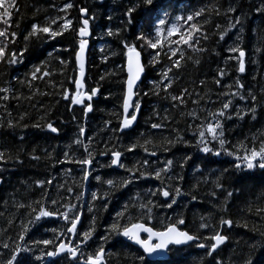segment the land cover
Instances as JSON below:
<instances>
[{
  "label": "trees",
  "instance_id": "1",
  "mask_svg": "<svg viewBox=\"0 0 264 264\" xmlns=\"http://www.w3.org/2000/svg\"><path fill=\"white\" fill-rule=\"evenodd\" d=\"M66 2L73 3L74 7L62 12ZM258 4L259 0H152L151 4L147 0H15L9 23L0 21V30L16 33L15 37H0V46L7 45L6 59L0 62V89H7L0 92V153L3 154L0 244L22 243L18 236L24 225L28 232L24 234L22 246L31 247L33 252H21V264L28 261L70 264L71 257L67 254L35 260L41 250L53 249H45L43 245L37 248L34 240L55 239L70 226L61 215L36 220L40 208L54 213L65 210L53 206L50 197L64 205H79L77 214L83 210L79 233L94 227L93 238L87 247L82 246L83 255L77 264H83V259L94 255L100 246L106 250L105 264H209L212 258L197 243L171 247L168 259L153 260L122 235L123 229L134 223L144 222L162 229L179 219H184L187 225L180 226L199 236L201 243H207L204 237L216 232L229 237L215 254L217 262L245 264L251 260L253 264H264V169H236L234 163L237 155L250 153L252 147L258 148L264 143V15L255 11ZM82 6H87L90 15H95L91 21L85 83L89 91L100 89L92 102L93 111L87 116L83 107L73 106L63 98L65 92L75 91L72 80L78 68L71 49L76 42L75 30L80 26L78 8ZM229 8L236 11L230 12ZM129 9L134 11L129 13ZM197 11H201L199 17L195 16ZM188 16H193V20L188 21ZM62 17L74 21L73 30L64 36L52 39L37 33L29 41L24 40L33 25L58 30L59 21L57 25L51 21ZM158 18L164 19L165 25H160ZM236 18L242 24L229 29ZM193 24L199 31L192 34V47H189L180 41L188 38ZM173 26L175 30L169 35ZM108 29L119 34L108 36ZM222 32H226L223 41L219 39ZM138 35L145 36V40L137 42ZM149 40L157 44L156 49H151V56L146 45ZM125 42L145 49L142 51L145 73L137 89L142 103L137 123L120 133L113 129H118L122 119ZM232 47L246 52L245 73L238 72L235 59H229V55H238L228 52ZM257 48L260 50L256 51ZM173 51L177 53L175 56ZM12 52L17 53V63H8ZM61 60L66 63L62 65ZM36 67L48 71L49 76L32 80ZM164 72L168 73L167 77ZM238 91L244 100L235 95ZM172 95L182 97L183 103L172 101ZM229 100L232 101L230 108L223 110V103ZM222 110L223 118L218 115ZM216 120L224 131V148L206 131L207 124ZM49 122L59 129L58 133L46 128ZM36 124L41 127H35ZM152 124L161 127L153 129ZM80 127L86 128L84 136L79 135ZM201 130L206 132L213 154H205L200 150L203 146H197ZM76 139L88 144L93 154L95 169L87 186L80 165L75 162L87 155L82 146L75 145ZM133 145L136 146L133 148ZM112 151L122 152L124 168L109 167ZM217 151L221 153L218 156L214 154ZM102 152L109 154L101 156ZM167 160L173 164L161 171L166 168ZM156 171H161L159 180L155 177ZM141 173L145 176L141 177ZM95 175H100L101 181H96ZM109 179L113 185L107 184ZM125 180L131 183L121 187ZM39 181L46 183L41 187ZM217 182L220 188L216 187ZM69 188L71 193L67 191ZM176 188H180V197L175 196ZM156 189L169 191L170 197L151 196L149 190ZM92 192L97 194L95 201ZM105 192L109 193L107 197ZM228 192H233V196L228 197ZM172 198L177 203L168 208L166 204ZM124 205H128L127 211ZM89 206L91 212H88ZM147 208L152 209L151 218ZM118 211L125 213L122 218L116 217ZM69 218H73L71 213ZM221 220L234 223L226 229L221 226ZM113 223L119 227L110 234ZM201 223L209 227L200 229ZM52 229L56 230L55 234ZM105 236H108L106 242L101 240ZM69 237L65 235L62 239ZM9 252L10 249L0 247V261Z\"/></svg>",
  "mask_w": 264,
  "mask_h": 264
},
{
  "label": "snow or ice",
  "instance_id": "2",
  "mask_svg": "<svg viewBox=\"0 0 264 264\" xmlns=\"http://www.w3.org/2000/svg\"><path fill=\"white\" fill-rule=\"evenodd\" d=\"M149 4L152 3V0H147ZM15 0H9L8 3H5V0H0V21H3L5 25L9 23V20L12 15V10H15ZM74 7L73 3L66 2L64 4V7L61 9L62 12H66ZM134 9H129V13L133 12ZM230 12L236 11L234 8H229ZM255 11L258 13H261L264 15V0H259V4L255 7ZM78 12L80 13V16L77 19V22L79 23V28L75 30L76 37L75 40L76 42L73 43L71 51L74 52V63L78 65V72H79V78H73L72 83L75 86V95H70L69 93L65 92L63 98L65 100H68L71 105L73 106H84L83 107V113L85 116H87L89 113L93 111V104L92 103H87L85 106V101H93L94 97H96L100 89L99 88H91L90 89V94L87 91H82L84 88V80H85V64H86V51L89 48V43H90V37L92 35V29H91V21L95 20V15L91 14L90 15V9L87 6H82L78 8ZM201 15V11H197L195 13L196 17H199ZM193 16H188L187 20L192 21ZM110 19V18H109ZM159 19V18H158ZM59 21V27L58 30H53L52 27L50 26H44V27H39L37 25H33L31 28V31L29 32V35L24 36V40L27 42L29 41L31 36L36 35L37 33H43L46 34L48 38H56V37H62L66 32H69L73 30L74 26V21L68 17H62L58 18V20H52L51 24L52 25H57ZM159 24L160 25H165V20L164 19H159ZM242 21L239 18H236L235 23H230L229 24V29H234L237 28L238 25H241ZM219 27V25H217ZM175 30V26H173V29L169 30V35L172 34V31ZM241 32L243 31V27H240L239 29ZM199 30L197 29L196 25L193 24L191 27V31L188 34V38L182 39L180 42L184 45H188L189 47H192V40H193V33L198 32ZM119 32L117 31L114 33L111 29L107 30V35L112 36V35H118ZM11 35L12 37L16 36V33H11L9 34L7 31H2L0 30V37H7ZM226 32H222L220 34L219 39L223 41L225 39ZM204 40L206 41L208 37L205 35ZM137 42L139 41H144L145 36L143 35H138L136 37ZM237 40H239V37H237ZM196 43H199V41H196ZM146 45L148 47V55H152L151 49H156L157 44L152 43L150 40L146 42ZM7 48V45L0 46V62L5 61L6 59V52L5 49ZM123 48L126 49V57H127V79L125 82L126 86V91L122 97V114H123V120L122 122L119 123L118 129H113L114 132L119 131L120 133H123L127 129H131L135 122L138 120V114L140 113V110L142 108V103L139 99V93L135 91L136 88H138V82L141 80V75L145 71L144 66L141 64V52L144 51V48H141V51H137V45L136 44H129L125 42L123 44ZM256 51H259L260 49L257 48L255 49ZM24 51H27L25 49ZM68 49H65V52H67ZM230 54H237L238 55H229V59H235L236 63L238 64V72L239 73H245V56L246 52L244 50L239 49L238 47H232L228 50ZM177 53L175 51L172 52V55L175 56ZM21 57L23 56V52L19 54ZM50 56L51 53H48ZM17 53L12 52L11 53V58L8 59V63H17ZM60 63L63 65L66 62L61 60ZM177 66H179L177 62ZM42 72V76H38ZM48 71H43L42 68L36 67L34 71L32 72V80H36L37 78H44L49 76ZM163 75L165 77L168 76L167 72H164ZM223 76V72L220 74ZM101 79H104L101 77ZM217 84L220 83V80L218 79L216 81ZM240 88H243V85L239 83V81L236 82ZM2 91H7V89H0V92ZM185 94H187V89H185ZM144 95H147V93H144ZM236 96L240 98V100H244V96L241 95V93L238 91L235 93ZM251 99L253 101L256 100L255 96H251ZM172 101H179L180 103H183V98L178 97L176 95L171 96ZM232 101L229 100L226 103H223L222 109L223 110H228L230 108ZM220 111L218 113L219 117L223 118L225 116L224 111ZM253 113H255V109L251 110ZM193 116H195V113H192ZM239 110H237V116H239ZM75 118V117H74ZM21 120L24 119L23 116L20 117ZM228 119H231V117H228ZM253 119H255V115H253ZM35 127L39 128L41 127L40 124H36ZM151 127L153 129H157L161 127L159 124H152ZM46 128L50 130L51 133H58L59 129L53 125L52 122H49L46 124ZM207 133L211 134V139L212 140H218L221 148L225 147V139L224 137V131L222 128V125L220 124L219 120H216L215 123H208L207 124ZM218 133V134H217ZM86 134V128L80 127L79 128V135L84 136ZM206 132L204 130H201L199 132V139L197 142V146H203L200 148V150L205 153V154H213V148L209 147L208 144L210 141H208L206 138ZM21 140H23V137H21ZM75 145L77 146H82L84 152L87 155V158L80 159L78 161H75L80 165V170L83 173V180L88 181L90 176L93 174L92 171L89 169L93 165V154L88 150V144H85L83 140L81 139H76L75 140ZM136 145H133V148ZM167 151V149H165ZM147 151V149H145ZM109 153L108 152H102L100 153L101 156H107ZM215 155H220L221 153L219 151L214 153ZM152 156H155L156 153H152ZM227 155L231 156L233 155L232 152H227ZM65 156L67 157V153H65ZM122 156L121 151H112L111 152V162L109 167H119V168H124V164L120 162ZM3 158V154L0 153V159ZM33 159H39V157H33ZM235 168L236 169H241L246 168L248 170H252L254 168H259V169H264V143H260L259 147H252L250 150V153L247 151L243 156L237 155L235 158ZM145 164L148 163L147 160L144 161ZM173 164L172 160H167L166 162V168L161 170V171H166L167 167L171 166ZM100 167H104V165H100ZM130 171V170H129ZM161 171H156L155 172V177L156 179L161 178ZM225 172L228 170L225 169ZM141 177H144L145 174L141 173ZM96 181H101V176L100 175H95L94 176ZM171 179V177H169ZM183 179V178H180ZM219 179V178H218ZM39 185L42 187L45 181H39ZM47 183H51L48 181ZM130 180H125L123 182V187L124 185L130 184ZM108 185H113V180L109 179L107 180ZM216 187L220 188L221 185L217 182ZM69 193L72 192V189H67ZM149 194L153 197L157 196L158 194L162 195L164 198H169L170 197V192L167 190H161V189H156L155 191L149 190ZM243 194V189H241V195ZM109 195L108 192L104 193V196L107 197ZM215 195V193H213ZM228 197L233 196V192H228L227 193ZM92 200L97 199V194L96 192H92L91 194ZM175 196L180 197L181 196V191L180 188L175 189ZM50 199V202L53 206L57 207H63L65 210L61 212H51V211H46L43 208H40L39 215L36 216V220H40L41 217H52L53 215H61L63 220L69 224V227H66L65 231L60 232L58 235L55 236V239H41V240H34L33 244L39 248V246L43 245L44 248H49L51 247L53 250L51 251H44L41 250L40 255L35 256V260L39 261L43 259L44 256H49V257H56L61 254H67L68 256L71 257L70 264H77L79 257L83 255L82 252V246L87 247L89 245V241L93 238V233H94V227L91 228V230L84 231L82 234L77 231L78 224L81 222V215L77 214V209L79 205L77 204H68L64 205L61 202H58L55 199ZM77 200L80 199V197H76ZM195 200V197L192 198ZM177 203V200L175 198L171 199V203H167L166 206L168 208H172L174 204ZM39 206V205H38ZM125 211L128 209V205H124ZM141 208H145V205H141ZM92 208L89 206L88 207V212H91ZM147 212L149 213V218H151V208H147ZM72 214V219L69 218V214ZM124 212H117L116 217L117 218H122L124 216ZM131 219V217H129ZM203 219V217L201 218ZM233 221L231 220H221L220 224L221 226H224L226 229H230L233 225ZM94 225V221H93ZM177 225L185 226V220L184 219H179L177 223H169L165 225L164 229L161 231H155L152 227H146L145 224L143 223H135L132 224L131 227H125L123 229L122 235L123 237H126L129 241L134 242L136 245H138L144 253H147L149 255H154V254H160L164 255L167 253V251L170 249V246H185L189 245L191 243H197V246L201 249H204L206 252V255L210 258H212L209 262V264H221V262H217L215 260V254L218 253L219 251V246L223 245L227 239H229L228 236L221 234V232H216V234L209 236V237H204V240L207 241V243H201L200 237L196 235L190 234L191 230L188 231H182ZM118 224L113 223L110 226L111 233L116 232L118 229ZM209 226L201 223L199 225L200 229H206ZM53 233H56L55 229H52ZM28 232L27 226L22 225V234L18 236V240L20 242L25 241V233ZM141 232L147 234L146 239L141 238ZM65 235L72 237L71 240L65 241L62 239ZM108 236L101 237L102 241H107ZM77 240L79 241L77 243ZM22 243H16L10 246L9 243H2L0 244V247H3L4 249H10L9 254L7 255V258L4 259L3 261H0V264H21V260L19 258V254L21 252H33V249L28 246H22ZM105 248L103 246L99 247V250L94 253V255H89L85 261H83V264H105ZM27 264H31V261H28ZM245 264H253V261L251 260H246Z\"/></svg>",
  "mask_w": 264,
  "mask_h": 264
},
{
  "label": "water",
  "instance_id": "3",
  "mask_svg": "<svg viewBox=\"0 0 264 264\" xmlns=\"http://www.w3.org/2000/svg\"><path fill=\"white\" fill-rule=\"evenodd\" d=\"M92 36V35H91ZM91 38V37H90ZM89 47H90V43H89ZM137 51H141L140 49H138L137 48ZM88 52H89V48L87 49V51H86V64H85V73H86V69H87V60H88ZM141 64L144 66V62H143V55H142V52H141ZM77 67H78V65H77ZM144 68H145V66H144ZM125 69H126V74H127V59H126V64H125ZM143 74H144V72L142 73V75H141V80L138 82V85L140 84V82L142 81V78H143ZM77 78H79V72L77 73ZM127 79V78H126ZM137 90V88L135 89V91ZM82 91H86V86H85V82H84V88L82 89ZM125 91H126V86H125ZM90 94V93H89ZM139 115V114H138ZM123 120V119H122ZM135 124H136V122H135ZM135 124H134V126H135ZM133 126V127H134ZM132 127V128H133ZM127 130H130V129H127ZM81 215V219H82V214H80ZM81 223V222H80ZM79 223V224H80ZM79 224H78V226H79ZM144 224V223H143ZM145 226L146 227H151V226H148V225H146L145 224ZM129 227H131V226H129ZM78 228V227H77ZM154 229V228H153ZM155 230V229H154ZM180 230H182V229H180ZM155 231H158V230H155ZM182 231H185V230H182ZM142 235H146L147 236V234L146 233H143V232H141V238L142 239H144L143 237H142ZM72 239V237L70 238V240ZM228 241V239L225 241V243ZM132 242V241H131ZM132 243H134V242H132ZM224 243V244H225ZM135 244V243H134ZM136 245V244H135ZM138 246V245H137ZM222 246V245H221ZM221 246H219V248L221 247ZM139 247V246H138ZM143 251V250H142ZM146 254V256H148L150 259H159V260H165V259H167L168 258V256H169V253H168V251H167V253H165L164 255H160V254H154V255H149V254H147V253H145ZM63 254H61V255H59V256H56V257H60V256H62ZM56 257H49L48 256V259L50 260V259H52V258H56Z\"/></svg>",
  "mask_w": 264,
  "mask_h": 264
},
{
  "label": "flooded vegetation",
  "instance_id": "4",
  "mask_svg": "<svg viewBox=\"0 0 264 264\" xmlns=\"http://www.w3.org/2000/svg\"><path fill=\"white\" fill-rule=\"evenodd\" d=\"M86 103H88V102L85 101V104H86ZM93 169H95V166L92 165V166H91V171H93ZM81 211H83V210H81ZM143 236H144V235H143ZM83 248H85V247H83Z\"/></svg>",
  "mask_w": 264,
  "mask_h": 264
}]
</instances>
